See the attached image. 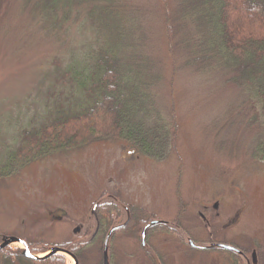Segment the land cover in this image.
<instances>
[{
  "label": "rangeland",
  "instance_id": "374dc122",
  "mask_svg": "<svg viewBox=\"0 0 264 264\" xmlns=\"http://www.w3.org/2000/svg\"><path fill=\"white\" fill-rule=\"evenodd\" d=\"M24 1L0 0V166L21 145L24 131L53 119L57 106L67 109L82 98L71 72L78 60L90 61L99 44L96 23L83 9L61 24L31 14ZM121 1L139 11L147 37L144 55L157 62V75L149 73L146 88L156 111L146 124L172 138L176 150L167 147L161 160L140 149L129 151L134 145L119 137H105L31 162L26 152L17 158L19 167L0 174V242L23 236L50 247L76 234L91 237L94 203L106 195L119 204L123 219L134 211L149 220L155 214L150 222L165 225L148 233L145 245L136 227L140 219L117 232L109 242V264H235V259L238 264L242 259L227 249L194 248L189 236L204 247L215 242L245 247L249 257L261 254L255 264H264L260 102L247 100L246 86L231 84L227 69L199 73L194 63L187 64L188 55L197 53H168L164 0ZM177 1L169 0L176 15L174 39L187 45L189 35L197 36L195 25L181 19L177 7L196 1ZM220 211L222 225L212 230V215ZM104 234L82 252L85 264H104ZM8 246L24 249L19 241ZM60 254L66 264H75L72 254Z\"/></svg>",
  "mask_w": 264,
  "mask_h": 264
},
{
  "label": "trees",
  "instance_id": "16d2710c",
  "mask_svg": "<svg viewBox=\"0 0 264 264\" xmlns=\"http://www.w3.org/2000/svg\"><path fill=\"white\" fill-rule=\"evenodd\" d=\"M164 1L168 53H176V50L177 53H197L198 57L188 55L186 61L190 65L194 63L199 73L227 69L232 74L229 82L246 86L247 100L260 102L264 113V0H243L241 7L236 5V0H203L200 3L195 0L194 5L183 8L177 4L178 16L195 25L197 36L189 35L187 45L182 42L178 45L174 39L172 19L176 15L171 14L169 0ZM24 3L31 14L61 24L75 10L83 9L87 18L96 23L99 44L91 60H78L77 69L71 72L73 87L82 95L79 103L66 106L67 109L57 106L53 119L37 129L24 131L21 145L7 156L6 163L0 166V174L8 175L19 167L17 158L26 152L25 159L31 162L105 137H119L134 145V150L129 151L140 149L145 155L161 160L168 152L167 147L176 150L172 138L170 140L146 124L147 118L156 111L146 88L150 83L149 73L157 75L153 72H157V62L144 55L147 37L139 11L121 0H25ZM235 11L246 15L237 16ZM257 152L264 161V140L259 142ZM105 197L101 196L97 207L103 231L114 224L118 206L114 199L105 200ZM154 217L157 216L151 214L149 218ZM150 220L146 219L141 225ZM133 224L132 219L129 226ZM159 227L165 225L152 226L149 234ZM74 236L60 245L75 253L79 264H85L82 252L89 239L86 233ZM31 245L33 252H45L49 248V245L39 246L34 242ZM18 250L9 246L0 249V264H66L62 254L35 259L17 255Z\"/></svg>",
  "mask_w": 264,
  "mask_h": 264
},
{
  "label": "flooded vegetation",
  "instance_id": "af4514ba",
  "mask_svg": "<svg viewBox=\"0 0 264 264\" xmlns=\"http://www.w3.org/2000/svg\"><path fill=\"white\" fill-rule=\"evenodd\" d=\"M98 203H99V200L97 199L96 201H95V203H94V206H93V212H94V209H97L96 207H98ZM117 205L119 206V204L117 203ZM118 206H116V214H115V216H114V225L112 226V227H110V229L108 230V232L106 233V234H104V232L106 231H103L102 229H101V227H100V221H99V219H98V213H96V212H94V221H95V230H93V233H92V235H91V237H88V239H89V242H91V241H93L97 236H98V234H101V232L104 234V235H106V236H104V246H103V249H104V247H105V240H106V237H107V235H108V233L111 231V229L113 228V227H115V226H118V225H123L121 228H118V229H116L115 230V232H113L112 233V236L113 235H115L117 232H120V231H122V230H124V229H132L133 227H134V225L135 224H133V226H129V224H130V222L132 221V219L135 221V222H138V219H140V221H139V224H136V227H137V231H141V236H142V232L146 229V234H148L149 233V230H150V228L153 226V227H155V226H157V225H159L160 224V221H152V222H150V221H147V222H145L143 225H141L144 221H146V217H137V215H135V213H134V211H132V213L130 214V212H129V216H127V217H125L124 219L122 218V212L120 211V209L118 208ZM134 207L135 206H132V209L134 210ZM127 209H129L128 207H127ZM222 214H223V212L222 211H220V212H218V213H216L214 216L212 215V220H211V222H210V228L213 230L214 228H218L219 226H221L222 225ZM60 218H62V217H60ZM157 218V217H156ZM152 223H154V224H152ZM148 224H150L149 226H148ZM86 232V231H85ZM95 233V234H94ZM94 234V235H93ZM156 234V233H155ZM112 236H111V238H112ZM16 237H18V236H16ZM190 237V239H189V241L190 242H195V240L191 237V236H189ZM18 238H20V239H23L27 244H29V246H30V249H31V251H32V242L33 241H30V240H28V238H26V237H18ZM68 240V239H67ZM65 241V240H64ZM99 242H101V240H99ZM215 244H217V243H213V244H211V246H215L216 247V245ZM230 245H232V244H230ZM234 246V248L232 249V251H236L237 253H239L240 254V257L242 258V259H239V262H240V264H247V263H251V264H255V261H258L259 259L261 260V254H260V256H259V258H257V257H255L254 255L252 256L251 255V257H249L248 256V254H247V250H246V248L245 247H238V246H235V245H233ZM8 247V246H7ZM52 247H59V248H61V249H64L65 251H68L70 254H73L76 258H77V256H76V254L75 253H72L69 249H67V248H64V247H62L61 245H60V243H53L49 248H48V250L49 249H51ZM86 248V247H85ZM85 248H83V251H84V249ZM33 252V251H32ZM46 252V251H45ZM33 253H35V254H38V253H40V252H33ZM61 252H57V253H55V254H60ZM62 253H64V254H68V253H66V252H62ZM18 254H23L24 255V249L22 250V249H19L18 251H17V255ZM25 256V255H24ZM27 257V256H26ZM30 258V257H29ZM160 259H161V257H160ZM77 260H78V258H77ZM163 263H164V261H163ZM78 264H79V260H78Z\"/></svg>",
  "mask_w": 264,
  "mask_h": 264
},
{
  "label": "water",
  "instance_id": "95a60500",
  "mask_svg": "<svg viewBox=\"0 0 264 264\" xmlns=\"http://www.w3.org/2000/svg\"><path fill=\"white\" fill-rule=\"evenodd\" d=\"M122 226L123 225H118V226L113 227L111 229V231L108 233L107 237H106L105 247H104V264H109L108 251L107 250H108L109 241H110V238L112 236V233L115 232L116 229L121 228ZM145 234H146V229L143 231V242L145 240ZM14 241H19V242H21L24 245V255L27 256V257H30V258L40 259V258H43V257H45L47 255L55 254L57 252H67L68 254H70L68 251H65L64 249H61L59 247H52L48 254H46L44 256H40L38 254L33 253L31 251V249H30L29 244H27L23 239H20V238H18L16 236L5 238L4 241L0 244V249L8 246L10 243H12ZM223 247L229 248V249L232 248V246H228V245H224ZM75 264H78L77 258H75Z\"/></svg>",
  "mask_w": 264,
  "mask_h": 264
}]
</instances>
